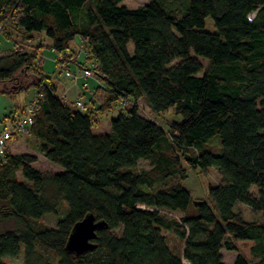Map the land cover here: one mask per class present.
<instances>
[{
    "label": "trees",
    "instance_id": "1",
    "mask_svg": "<svg viewBox=\"0 0 264 264\" xmlns=\"http://www.w3.org/2000/svg\"><path fill=\"white\" fill-rule=\"evenodd\" d=\"M123 2L0 0L2 34L14 45L0 52V95L37 92L25 134L60 169L42 172L36 156L5 147L0 219L22 228L0 234V264L22 253L25 264L41 263L38 253L52 256L47 264H224L223 249L238 253L234 264H264V0ZM13 32L44 34L69 65L83 64L72 43L86 44L100 84L84 111L57 95L36 67L38 51L18 46ZM139 100L182 120L166 130L140 114ZM129 102L108 132L93 130L91 111ZM13 125L11 140L23 135ZM187 167L222 177L205 201L193 204L180 184ZM242 207L262 221H247ZM89 214L107 224L95 248L68 251ZM50 215L54 227L39 223Z\"/></svg>",
    "mask_w": 264,
    "mask_h": 264
},
{
    "label": "rangeland",
    "instance_id": "2",
    "mask_svg": "<svg viewBox=\"0 0 264 264\" xmlns=\"http://www.w3.org/2000/svg\"><path fill=\"white\" fill-rule=\"evenodd\" d=\"M149 1L150 0H124L122 5L127 7L128 9H139L145 6ZM3 30L7 31L6 29ZM2 32L0 33V52L2 53V55H4L5 53L13 50L14 45L13 43L11 44V42L6 43V38L4 37ZM11 38L18 44V46L22 45L28 50L38 51L40 55L38 54L39 58L36 61V67L38 69L41 68L43 74L56 84L57 93L59 92V94H61L60 92L63 88H65V90L66 88L68 90H71L72 86H74L75 88H78L77 86H80L88 92L86 97H89V95L100 84L98 77L93 73L95 65L90 62V60H87V47L86 44L81 41V39L77 38L72 43V50L78 51V61L80 63H83L81 66H77L75 64L69 65L67 61H64L61 54H57L56 52L51 50L49 48V40H47L44 34H34L33 37L29 39L13 32L11 34ZM2 55L0 54V57ZM70 60L76 61L75 57H70ZM85 61L88 63H86ZM204 63L207 64L206 61H204ZM89 71L92 72V74L88 75ZM65 90L62 91L61 97L67 100ZM71 92L73 93L72 90ZM36 94L37 92L32 89L26 95L20 94L16 97L13 96L11 98H7L5 95L0 96V121L3 119V116L9 115V112L11 110L15 111L11 112L9 117H5V119H3V123L0 124V135L6 130H12L14 128L13 124L19 125V123L25 121L28 115L21 117V115L19 114H21L23 108H27L29 110L30 106L32 105V100L37 96ZM77 97L78 98H76L71 103L73 106H76V102L78 100H81L86 104L85 100H87V98H84V95H79ZM131 105L132 102L127 103L126 107L122 103H120L114 106V108L109 111H91V117L93 119V130L96 133L108 132L110 129V121L119 117L121 113L125 114L127 112V109H129ZM138 107L139 112L142 116L155 122L159 126L164 127L166 130H169L170 122H180L182 120V117L175 115L172 109L160 114L153 113L143 100L138 101ZM14 117L18 119V123L15 120L14 122L12 121ZM10 140L11 139L7 141L6 146H8L13 154H31L38 158L37 162L34 164V167L36 169L46 173H58L60 171L59 168L55 167L32 148L31 138L27 136L25 132H23V135L18 134V139H13L11 141ZM212 146L214 147V149H216L215 152H219V149H217V142H214ZM139 167L141 169L149 168L148 163L144 161L140 162ZM221 182L222 177L212 168H209L206 172H204L201 168H188V178L181 181L180 184L191 193L194 204L200 201H205L207 199L209 186L219 185ZM256 190V187L252 188L253 192ZM53 194V190H49V197ZM241 211L247 221H262L261 214L253 213L248 207H242ZM56 221V217L50 215L44 217L39 223L49 227H54L56 225ZM21 228L22 225L16 223L14 220L0 219V234L8 230H19ZM237 255V252H230L226 251L225 249L222 250L224 264H234ZM38 256L40 257V260H42L41 263L36 261L33 264L53 263V258L50 255L38 253ZM4 261L7 264H25L23 253L16 258H5Z\"/></svg>",
    "mask_w": 264,
    "mask_h": 264
},
{
    "label": "water",
    "instance_id": "3",
    "mask_svg": "<svg viewBox=\"0 0 264 264\" xmlns=\"http://www.w3.org/2000/svg\"><path fill=\"white\" fill-rule=\"evenodd\" d=\"M107 226L104 221H97L93 214L87 215L82 221L74 227L68 243L67 250L77 254H83L95 248L93 240L96 238V232Z\"/></svg>",
    "mask_w": 264,
    "mask_h": 264
},
{
    "label": "built area",
    "instance_id": "4",
    "mask_svg": "<svg viewBox=\"0 0 264 264\" xmlns=\"http://www.w3.org/2000/svg\"><path fill=\"white\" fill-rule=\"evenodd\" d=\"M4 27H5V25L3 24V25H0V33L2 32V30L4 29ZM89 74H92V72H88V75ZM37 103H38V101H37V98H35L33 101H32V105L30 106V108H29V110H28V112H29V115H28V117H26V119H25V121L23 122H21V123H19V126H18V132H27L28 130H27V128H28V126L29 125H31L32 124V121H33V119H32V116H31V114L35 111V109H36V106H37ZM85 103H83L81 100H78L77 102H76V106H77V108L78 109H80L81 111H84L85 110ZM11 138V133H10V130L8 131V130H6V131H4L1 135H0V155H2V154H4V151H5V147H6V143H7V141L9 140Z\"/></svg>",
    "mask_w": 264,
    "mask_h": 264
},
{
    "label": "crops",
    "instance_id": "5",
    "mask_svg": "<svg viewBox=\"0 0 264 264\" xmlns=\"http://www.w3.org/2000/svg\"><path fill=\"white\" fill-rule=\"evenodd\" d=\"M6 41V43H10V42H8L7 40H5ZM4 41V42H5ZM74 86H72V88H71V90L73 91V93L71 92V90L69 89H67L66 88V90H65V88H63L62 90H61V94H62V91L63 90H65V92H66V95H67V100H65L68 104H71L76 98H78L77 96H79V95H84L85 97L84 98H87V100H85V102L86 103H88V100H89V97H86L87 96V91L84 89V88H81L80 86H77L78 88H73ZM61 94H59V92L57 93V95L59 96V97H61ZM0 96H3V95H0ZM7 98H11V97H8L7 95H5ZM90 96V95H89ZM62 99H63V97H61ZM11 110V109H10ZM11 112H15V111H10L9 112V115H5V116H3V119H5V117L7 118V117H9L10 116V113ZM1 120L0 121V124H2L3 123V121L4 120Z\"/></svg>",
    "mask_w": 264,
    "mask_h": 264
}]
</instances>
